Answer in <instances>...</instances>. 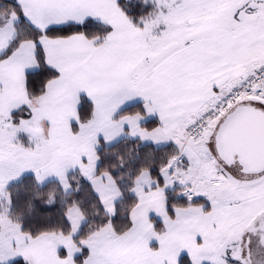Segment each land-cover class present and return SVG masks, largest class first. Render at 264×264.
<instances>
[{
	"label": "snow or ice",
	"instance_id": "obj_1",
	"mask_svg": "<svg viewBox=\"0 0 264 264\" xmlns=\"http://www.w3.org/2000/svg\"><path fill=\"white\" fill-rule=\"evenodd\" d=\"M5 166L0 226L21 185L54 183L39 212L65 210L58 232L3 226L0 264H53L30 255L49 232L72 242L55 264H264V0H0ZM189 229L208 251L168 254Z\"/></svg>",
	"mask_w": 264,
	"mask_h": 264
},
{
	"label": "trees",
	"instance_id": "obj_2",
	"mask_svg": "<svg viewBox=\"0 0 264 264\" xmlns=\"http://www.w3.org/2000/svg\"><path fill=\"white\" fill-rule=\"evenodd\" d=\"M85 119H87V117H85ZM74 133H77L79 131L78 128H75L72 130ZM107 167V164L102 166L99 170L97 175H99L100 173L104 172L105 169ZM29 183L30 182H26ZM55 184L54 183H49L47 184L43 189L39 190V195L35 196L36 193V189L29 187L27 190L24 189V186L21 185L20 186V194H21V199L17 200L16 203L13 206V210L11 213H8V216L10 217V220L14 223H18L21 218H23V220L26 223V227H25V232H27L29 230V228L32 230V232L34 234L41 232L43 229L46 228H51V229H55L57 232L59 230L60 227L63 226L62 221L60 220V216L62 215V213L64 212V208L59 206V202H57V209H54L52 211H45L44 213H40L39 212V207L45 202V200L48 198L49 193L55 189ZM8 191H10L11 193H13V195L15 196V194L17 193V186L16 185H12ZM33 196H35L36 199V204L33 205L34 211L31 214V216L28 213V208H27V204L26 201L28 199H31ZM134 204V201L131 199H128L125 201V205L124 208L121 209V219L117 220L115 223V227L117 230L119 231H124L127 229L128 227V221L123 219L124 216V211L128 208H130L132 205ZM67 207V206H65ZM85 209H86V213L89 217V219L91 220L92 218V214H93V207L91 204H85L84 205ZM40 220L43 221L44 223L42 224H36V223H28L29 220ZM100 219H103V214H101ZM51 222L50 224L48 222ZM100 221L97 220L96 224H92L90 225L91 227H97L99 225ZM162 225L157 227V232H160L162 230ZM0 230H1V226H0ZM69 230L67 228H65V233H67ZM50 233V232H49ZM88 236V229L85 228V230L81 233V235L77 238V243H79L81 240H86Z\"/></svg>",
	"mask_w": 264,
	"mask_h": 264
},
{
	"label": "crops",
	"instance_id": "obj_3",
	"mask_svg": "<svg viewBox=\"0 0 264 264\" xmlns=\"http://www.w3.org/2000/svg\"><path fill=\"white\" fill-rule=\"evenodd\" d=\"M68 115H75L74 110H70L68 112L62 113L60 118L66 122ZM41 127L44 133H47L48 131L47 126L42 125ZM44 156L46 157V159H48L50 153H45ZM191 231L192 230L189 229L182 235H172L168 237L165 241V251L168 254H174L179 249V247L189 246L192 248L193 254L197 258L199 257L201 251H208V249L205 248L203 244L196 245L192 242L190 235ZM60 243H64L69 247L72 246V242L68 239L67 235L61 237L59 235L52 236L51 233H48V238L46 240H43L39 247L32 249L30 255L39 256L55 264L56 262L55 248ZM146 257L149 259H147ZM144 259H145V264L146 263L159 264L160 255L156 250H149V252L145 254Z\"/></svg>",
	"mask_w": 264,
	"mask_h": 264
},
{
	"label": "rangeland",
	"instance_id": "obj_4",
	"mask_svg": "<svg viewBox=\"0 0 264 264\" xmlns=\"http://www.w3.org/2000/svg\"><path fill=\"white\" fill-rule=\"evenodd\" d=\"M42 131H43V129H42ZM23 143L26 144L27 141H24ZM26 151L27 150L25 149L24 152H21L16 147L6 146L5 157H6L7 161L11 162L12 168L20 169V168L27 167L30 165L31 159L25 154ZM44 155H45V153L41 157L42 160L46 159V157ZM8 178H9L8 167L5 166L4 168H0V179L6 181ZM5 195H6V193H5ZM8 223H14V222L9 220V216L7 213L6 216H3V226H6ZM3 226H1V229H3ZM147 259H149V258H147ZM146 264H151V263H146Z\"/></svg>",
	"mask_w": 264,
	"mask_h": 264
}]
</instances>
